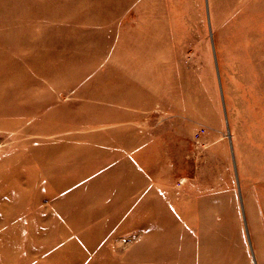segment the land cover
Wrapping results in <instances>:
<instances>
[{
    "label": "rangeland",
    "instance_id": "rangeland-1",
    "mask_svg": "<svg viewBox=\"0 0 264 264\" xmlns=\"http://www.w3.org/2000/svg\"><path fill=\"white\" fill-rule=\"evenodd\" d=\"M19 2L0 264H264V0Z\"/></svg>",
    "mask_w": 264,
    "mask_h": 264
},
{
    "label": "crops",
    "instance_id": "crops-1",
    "mask_svg": "<svg viewBox=\"0 0 264 264\" xmlns=\"http://www.w3.org/2000/svg\"><path fill=\"white\" fill-rule=\"evenodd\" d=\"M31 0H28V1H24V0H20V2H19V4H18V7H17V10H16V12L15 13H13V16L17 13V12H25V17L29 20L31 17V15H37V16H39V10H44V6H48V5H44V4H29V2H30ZM31 3V2H30ZM43 3V2H42ZM39 7H41V8H39ZM35 10V14H32V12ZM42 11H41V13H42ZM8 25V24H7ZM39 25H41V22H39L38 24H37V26H39ZM24 42H27V45H31V43L33 44V36H29L27 39H26V41H24ZM23 43V42H22ZM29 47V49L30 50H34L35 51V45L32 47V48H30V46H28ZM34 52L33 51H31L30 52V55L31 54H33ZM29 57V55H28V53L26 54V58H28ZM19 71H20V69H19V63H17V62H13L12 64H11V68H9V71L7 70L5 73H2L3 74V76H8V77H10V78H13V77H17L18 76V74H19ZM9 72H10V75H9ZM8 74V75H7ZM40 74H42L41 72H40ZM0 89L3 91V92H6V91H4V90H6L7 88H4L3 89V86H0Z\"/></svg>",
    "mask_w": 264,
    "mask_h": 264
},
{
    "label": "bare ground",
    "instance_id": "bare-ground-1",
    "mask_svg": "<svg viewBox=\"0 0 264 264\" xmlns=\"http://www.w3.org/2000/svg\"><path fill=\"white\" fill-rule=\"evenodd\" d=\"M169 3V2H168Z\"/></svg>",
    "mask_w": 264,
    "mask_h": 264
}]
</instances>
